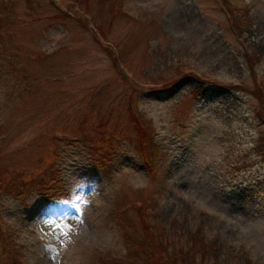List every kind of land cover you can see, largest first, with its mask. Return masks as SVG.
Wrapping results in <instances>:
<instances>
[{
  "label": "rangeland",
  "instance_id": "obj_1",
  "mask_svg": "<svg viewBox=\"0 0 264 264\" xmlns=\"http://www.w3.org/2000/svg\"><path fill=\"white\" fill-rule=\"evenodd\" d=\"M119 1L126 15L112 17L111 0H90V12L117 44L124 72L146 85L134 91L91 31L50 2L0 0V163L29 181L21 195L0 193L2 226L15 234L18 260L138 261L128 255L122 230L143 242L131 203L154 197L160 209L146 226L168 251L207 239L216 250L204 264H242L243 252L264 264V161L254 148L264 123L257 99L180 73L189 67L210 81L251 84L246 45L261 54L256 75L263 81L264 0H238L251 18L241 41L215 0ZM161 81L170 87L154 93ZM128 95L154 129L153 173L137 149ZM99 120L110 138L103 157L88 147L98 146L91 125ZM78 124L88 125V143L69 133Z\"/></svg>",
  "mask_w": 264,
  "mask_h": 264
},
{
  "label": "trees",
  "instance_id": "obj_2",
  "mask_svg": "<svg viewBox=\"0 0 264 264\" xmlns=\"http://www.w3.org/2000/svg\"><path fill=\"white\" fill-rule=\"evenodd\" d=\"M74 2L77 6H79L81 9H83L85 12H88L89 14L93 15L91 10V3L90 0H69ZM96 1H103V0H96ZM111 16H115L117 14H121L120 5L117 2V0H111V4L108 7ZM61 17L66 19H73L79 26L86 29V25L83 21L80 20L78 17H74V15L69 16L67 13H60L57 11ZM239 20L233 19L232 26L235 29L239 28ZM99 31H101L103 34L104 32L101 30V28L96 24ZM240 34V31H238ZM92 39L94 42L102 48L107 54L108 57L111 59L113 66H115V60L112 56V53L108 48H106L104 45H102L95 37L92 36ZM246 55V54H245ZM247 56V55H246ZM258 58V57H257ZM247 60L249 62V57L247 56ZM251 62H253L252 59H250ZM251 67L252 64L250 63ZM202 84V82H200ZM132 90H136L137 88L134 86H131ZM131 89V88H130ZM253 93V92H252ZM258 101H260V97L264 99V88L261 89L258 92L253 93ZM126 109L128 113V119L129 121H134L136 128H139L138 131L137 140L140 144L145 143L146 140V134L145 131H143L142 128V120L141 118H144L145 115L142 112H139L136 108L134 99L132 95H128L126 99ZM257 116L259 119L264 123V116L261 113L257 112ZM257 119V118H256ZM259 122V120L257 119ZM105 124V122L99 121L98 124H96V127H102ZM260 124V122H259ZM95 127V128H96ZM85 128L81 125H77L76 128H73V131H84ZM255 154L261 158L262 161H264V137L258 141L255 146ZM34 183V182H33ZM34 185V184H33ZM27 186V180H25L22 177V173L16 172L14 170L7 171L6 167H3L0 164V193H8L13 195H21L23 191L25 190ZM151 203L150 200H146V202H142L141 204L131 203L132 209L135 211V213L139 216V220L141 225L144 227L142 234L145 235V238L141 240H135L136 238L131 237L129 232L126 229H123V236L126 238V241L129 242V253L132 252V256L139 257L140 260L132 262H119V261H112L111 263L108 262V264H204L203 259L208 257L210 253L214 252L216 250V245H211V242L207 239H197L191 243V246L187 249L179 248L177 250H171L168 251V243L164 241H157L153 240L151 238L150 232L147 229L146 226V217H149V213L147 211V207ZM193 244H195L193 246ZM128 248V247H126ZM0 250L5 256L4 263L5 264H22L17 260V251H18V245L13 242L12 240L8 238H2L0 237ZM200 256L201 258L200 263L197 260V257ZM217 255L214 256V258ZM109 261V259H108ZM24 264V263H23ZM242 264H253L251 260L247 259L245 262L242 259Z\"/></svg>",
  "mask_w": 264,
  "mask_h": 264
}]
</instances>
